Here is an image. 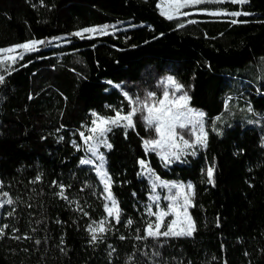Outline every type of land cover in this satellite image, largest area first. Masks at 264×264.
I'll return each instance as SVG.
<instances>
[{
    "label": "trees",
    "instance_id": "1",
    "mask_svg": "<svg viewBox=\"0 0 264 264\" xmlns=\"http://www.w3.org/2000/svg\"><path fill=\"white\" fill-rule=\"evenodd\" d=\"M158 3L0 0V48L52 40L10 75L0 71V190L14 201L0 210V228L8 225L0 264H264V0L202 6L250 13L237 24L206 15L169 21ZM105 24L109 35H71ZM165 75L205 113L207 148L166 167L146 153L144 140L156 134L139 116L127 135L113 128L106 162L121 223L110 221L93 243L88 225L107 215L99 178L80 163L89 157L80 133L92 127L93 112L126 113L125 91ZM140 160L162 180L194 185L193 236L136 239L151 193ZM213 164L214 186L206 175Z\"/></svg>",
    "mask_w": 264,
    "mask_h": 264
},
{
    "label": "snow or ice",
    "instance_id": "2",
    "mask_svg": "<svg viewBox=\"0 0 264 264\" xmlns=\"http://www.w3.org/2000/svg\"><path fill=\"white\" fill-rule=\"evenodd\" d=\"M226 2L243 6L248 3V0H160L157 8L160 9V15L169 21L193 14H201L213 17H232L233 19L230 20L231 24L246 23L247 21H241L239 18L250 15L247 11H228L226 9H201L196 13L185 11V9H198V6L202 4H224ZM196 22L195 20H188V23ZM184 26L183 23L179 25V27ZM109 27L107 24L98 27H88L71 35L82 40H91L96 38L97 35H109ZM46 43L52 44V40L32 39L11 47L0 48V69L10 75L19 61L24 60L26 55L41 51V46ZM4 82L5 76L0 75V84ZM164 83L165 87L161 98H158L156 93L151 91L143 99L139 97L133 98L132 95L125 91L123 95L128 102L129 111L124 113L123 110H116L114 116L108 117H103L93 112L92 127L88 129L90 134L85 136L84 132L80 133L81 138L87 145V151L99 161V164L95 166V171L103 185V198L107 201L104 204L107 218L101 219L99 222L93 220L92 224L88 225L87 230L93 243L102 240L104 234L111 231L110 221L114 220L116 224L121 223L122 210L111 190L112 177L105 166V155L99 151L100 145L111 149L112 145L108 143L107 134L112 132L113 128H124L125 135H127V130H135L137 126L136 117L139 116L147 128L154 129L156 134L155 139L144 140L146 153L156 152L165 165L170 164L173 160H180L184 155H196L194 150L189 153L186 152L187 149H195L198 145L203 148L207 147L208 132L205 130V113L190 106L191 97L184 90V85L176 79L169 76ZM177 93L181 94L176 95ZM249 111H251V108H249ZM186 136L194 137L195 139L193 141L190 138H186ZM80 163L93 165V160L82 159ZM139 163L142 168L146 169L154 177L152 191L156 192V188L159 186L167 188L169 195L164 197L168 201L166 209L160 207L161 197L159 194L150 197L156 210H153L152 205L148 206L147 216L149 219L145 221L144 235H137L136 239L159 241L161 238L193 236L197 231L196 222L190 214V209L196 207L194 203V185L192 183H187L186 185L184 183H169L161 180L144 160H140ZM214 173L215 165L213 164L207 168V182L213 186L215 185ZM173 189H175V192L172 191ZM4 196L7 197L8 193L5 192ZM60 196L62 199H67L64 196L63 186H61ZM13 203L14 201L8 198L0 202V208H3L5 204L12 205ZM8 215H12V212H9ZM126 224L131 226L133 220L128 219ZM7 227L8 225H4L3 228H0V236L5 234L4 229ZM120 238L124 239L123 236ZM155 255H159V253H155Z\"/></svg>",
    "mask_w": 264,
    "mask_h": 264
},
{
    "label": "rangeland",
    "instance_id": "3",
    "mask_svg": "<svg viewBox=\"0 0 264 264\" xmlns=\"http://www.w3.org/2000/svg\"><path fill=\"white\" fill-rule=\"evenodd\" d=\"M159 3H160V0H159ZM206 4H202V5H200V6H198V9H185V11H189V12H193V13H196V12H198L199 10H201V9H204V8H206V7H202V6H205ZM207 5H210V4H207ZM220 9H225V8H220ZM208 10H217V9H208ZM193 15H201V14H193ZM206 16H209V15H206ZM189 17V16H188ZM188 17H186V18H188ZM209 17H213V16H209ZM230 19H233L232 17H229ZM196 21V20H195ZM97 36H100V35H97ZM0 71H3V69H0ZM170 75H165L164 77H162V78H160L157 82H155V84L154 85H151L149 82H147L146 84L144 83V85L143 86H141V87H138V89L135 91V93L134 94H130V95H132L133 96V98H136V97H139V98H141V99H143V98H145L146 97V95H147V93L149 92V91H151V92H155L156 93V95H157V97L158 98H161L162 97V93H163V90H164V87H165V83L164 82H166V80H167V77H169ZM172 77V76H171ZM116 88H118V89H121V87L120 86H116ZM185 90V89H184ZM170 91H171V89H170ZM187 93H188V95H189V92L187 91V90H185ZM181 93H177L176 95H180ZM239 98H237V100H238ZM239 110V109H238ZM205 130L208 132V123H207V120L205 119ZM90 133L87 131V134L85 135V136H87V135H89ZM109 134V133H108ZM108 134H107V140H108ZM156 138V136L153 138V139H155ZM186 138H190L191 140H193L194 141V137H187L186 136ZM108 143H109V140H108ZM87 146V145H86ZM207 148V147H206ZM206 148H203V147H201V146H197L195 149H187L186 150V152H191V151H195L196 152V155L194 156V157H196V156H198L202 151H204ZM110 149H108V148H106V147H104L103 145H100V147H99V151L101 152V153H103L104 155H105V159H106V152L107 151H109ZM156 153V152H155ZM188 155H184V156H182L181 157V159L182 158H184V157H187ZM191 156H193V155H191ZM159 157V156H158ZM160 158V157H159ZM86 159H91V160H93V165H88V166H90V167H92L93 168V170L95 171V166H97L98 164H99V161L95 158V157H93L92 155H91V153L89 152V157L88 158H86ZM181 159L180 160H173V162H171L170 164H167V165H165V163L163 162V164L167 167V166H169V165H173V164H176V162H178V161H181ZM84 165H87V164H84ZM106 169H107V162H106ZM141 166V165H140ZM95 173H96V171H95ZM206 175H207V170H206ZM140 177L141 178H146V179H148V181L150 182V185H151V193H150V195H149V204H148V206L149 205H152L153 206V210L155 211L156 209H155V205H153V202L150 200V197L151 196H153V195H157V194H159L160 195V197H161V199H160V207H162V208H165L166 209V206H167V204H168V201L166 200V199H164V197H166L167 195H169V190L167 189V188H162V187H159V186H157V188H156V192H153L152 191V184H153V180H154V177L146 170V169H144V168H142L141 167V172H140ZM162 180V179H161ZM164 181H166V180H164ZM167 182H169V183H176V182H172V181H167ZM180 183H183V182H180ZM188 183H190V182H188ZM185 185L187 184V183H184ZM100 189H101V195H102V197H104V189H103V185L101 184V182H100ZM173 192H175V189H173L172 190ZM113 193V192H112ZM8 198H10L9 197V195L7 196V197H5L4 196V192H2L1 190H0V202H3L4 200H6V199H8ZM104 199V198H103ZM118 201V200H117ZM107 201H105L104 200V204L106 203ZM108 203H110V202H108ZM6 205V204H5ZM148 206L146 207V213H147V208H148ZM0 210H1V208H0ZM190 214H191V209H190ZM106 215H107V213H106ZM107 218V217H106ZM152 219H154V217H152ZM169 219H171V217H169Z\"/></svg>",
    "mask_w": 264,
    "mask_h": 264
}]
</instances>
